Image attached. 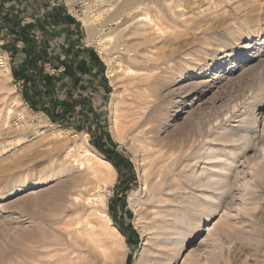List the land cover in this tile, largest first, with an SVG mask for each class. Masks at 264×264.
I'll return each instance as SVG.
<instances>
[{"label":"rangeland","instance_id":"obj_1","mask_svg":"<svg viewBox=\"0 0 264 264\" xmlns=\"http://www.w3.org/2000/svg\"><path fill=\"white\" fill-rule=\"evenodd\" d=\"M120 1L55 0L56 8H62L66 17L80 25L83 45L80 48L93 52L98 61L96 68L91 58L81 56L79 50L80 55L73 54L71 60L50 56L51 44L58 42L42 41L37 22L44 13L29 11L17 1L9 6V12H2L7 9L2 6L0 71L4 69L3 61L11 76L7 79L0 76V264H50L52 247L41 243L61 238L64 225L67 226L65 229L74 231L85 221L90 222L93 232L90 237L83 235L88 241L84 248V262L116 264L119 257L112 250L111 240L100 231L103 219L99 212L102 210L110 218L111 227L120 234L117 223L125 228V234H121L124 264H135L141 244L155 233L152 226L163 224L165 215L179 214L181 208L191 219L201 221V225L176 264H184L189 253L197 255V252L191 253L196 247L210 250L219 220L222 223L226 220L221 219L223 212L217 211L207 216L206 221L201 220L198 214L188 209V205L185 208L179 204L177 198L181 191L177 188L181 186L180 171L192 158L201 157L197 160V172L208 171L204 157L211 149L216 157H228L236 167L228 177L235 190H232V209L228 210L226 218L235 223L236 230L239 226H242L240 230L252 228V216L259 224H264V0H143L139 11L132 9L134 12L111 21V14ZM108 4L112 6L107 7ZM132 13L133 17L137 15L136 19L147 16L145 22L142 20L147 23V30L139 32L137 37L115 39L116 48L107 45L100 34L89 37L84 25V18H89L97 30L107 34L118 24L121 28H129ZM15 17L20 24L15 22ZM3 19L13 25L14 32ZM19 31L32 36L38 43L36 51L29 56H38L43 75L60 76L61 81L53 85L52 92L39 87L37 92L32 89L30 83L33 81L29 78L36 74V79L38 70L25 63L30 46L24 48L25 42L17 38ZM54 35L59 37L60 33ZM100 43L109 47L107 53H101ZM125 46L131 47L129 53L124 52ZM15 50L17 56L10 54ZM68 63H73L72 69L77 72L73 74L74 79H69L68 75L64 78L67 81L63 82V72L58 69ZM16 64L25 67L23 78H15ZM79 65H84L81 73H78ZM73 103L72 112L57 123L47 114L48 111L61 114L62 109ZM127 109L134 115L129 117L133 121L145 114L144 128L151 126L154 137H151L153 134L137 137L128 132L130 124L121 117ZM231 134L237 141L228 143L234 140ZM239 134L244 137L241 141L237 139ZM152 138L156 141L152 142ZM95 142L122 159L118 170L112 166L115 171L113 183L106 187L100 186L102 183L96 182L88 172L76 170L73 166L74 162H77L75 165H85V149L104 158L95 148ZM188 142L201 145L195 152L186 147L185 159L177 158L178 146ZM70 150L73 152L69 155ZM173 161H177L176 166L173 165L175 175L165 174V177L169 182L168 189L174 194L162 193L154 199L162 205L175 202L177 208L165 209L164 216L155 215V212L159 214V203L154 202L153 206L146 202V207L136 204L137 199L144 202L147 197L144 184L156 176L155 173L149 175L151 169L156 173L168 171L167 166ZM213 165L219 166L218 163ZM148 175L150 178L146 179ZM72 178L89 180V188L93 190L100 186L96 191L106 207L94 206L95 211L91 204L83 208L64 201L57 203L52 191L66 186ZM38 190L43 191L28 195L29 191ZM200 192L204 193L202 190L198 194ZM213 196L217 203L219 198ZM253 197L256 200L250 204L249 199ZM53 202L56 205L52 208L50 204ZM153 217L157 218L155 222ZM242 220L250 225L247 222L240 225ZM233 250L246 264H264V230L245 248Z\"/></svg>","mask_w":264,"mask_h":264},{"label":"bare ground","instance_id":"obj_2","mask_svg":"<svg viewBox=\"0 0 264 264\" xmlns=\"http://www.w3.org/2000/svg\"><path fill=\"white\" fill-rule=\"evenodd\" d=\"M99 2H106V0H99ZM142 3H143V0H121L117 4L114 14H111L110 20L111 21L118 20L120 17H123L124 14L127 15L128 13H130L132 11V9L134 11L135 10L137 11L139 9L140 5H142ZM111 6L112 5L108 4L107 7H111ZM110 11H111V9L109 10V12ZM134 11H132V12H134ZM129 16H130L129 19L131 20L129 28H127V27L121 28L122 26L121 25L119 26V24H118V26H116V28H114L112 31L108 32L107 34L101 33L100 29L97 30V28L91 23L89 18H87V19L84 18V25L88 29V32L90 35L89 37L93 38V37H96L97 35L100 34L101 39H104V41H106L107 45H110L111 47L114 48L116 46V45H114L115 39H117L119 37L124 38V36L126 39H129V37H137L139 32H141L143 30H147V23H144L145 19H147L146 18L147 16L144 18L141 17L142 19L141 18L136 19L137 15L133 17V13H132V15H129ZM99 45H100L101 53H107L108 52L109 47H104L103 44H101V43ZM124 49H125V51H124L125 53H129L131 47L125 46ZM1 65L4 67L3 72L0 71L1 78L2 79L3 78H5V79L10 78V76H11L10 71H9L10 69L4 64L3 61H1ZM127 69H128V67H127ZM113 76H114V73H112L111 77H113ZM169 94H170V92H169ZM130 112H128V109H127V111H123V113L121 112L122 113L121 117H123V121L125 120L127 124H130L129 131L126 128L127 131L131 132V134L135 133L134 135H137V137L138 136L146 137L148 134H153L151 137H154L155 132L151 126L148 129L144 128L146 125V121H147L145 114L140 119L133 121V120H130V118H129V117L134 116ZM127 119H129V121H127ZM133 119H135V117ZM127 124H125V126ZM234 134H236V132ZM134 135H133V137H134ZM240 135L241 134H239V136H237L238 138L236 136L235 137L241 141L244 139V137H243V135H242V137ZM230 137H229V140H230ZM233 138H234V136H233ZM152 139H151L152 142L156 141V140L154 141V138H152ZM226 141H228V140H226ZM235 141H237V140H235V138H234V140L231 139L230 141H228V143L235 142ZM152 142H151V144H152ZM223 142H224V140H223ZM199 145H201V144H199ZM199 145H196L195 142H188V143L180 144L178 146V150L175 151V152L179 153L177 158H182V159L184 158L185 159V157H186L185 154L187 152L184 149L186 147H187V149L193 148L192 150H193V152H195L196 150H198ZM149 146H150V144H149ZM202 146H204V145L202 144ZM211 150H209L206 153V156L204 157V159H205L204 163L208 167L207 168L209 171V172L207 171L208 173L207 172L204 173L202 171L197 172V170H196V167L199 165V162H197V160H199L201 158L200 156H198L197 158H192L190 160V163L188 162L189 163L188 165H186V166L183 165V167L185 166V168H182L183 169L182 172L179 170L180 171L179 177L181 180V186L177 189H179V191H181V194H180V196H179V194L177 195V196H179L177 199L179 201V204L183 205L185 208H186L185 205H188V209H190L194 214H198V216L201 217L202 218L201 220H203V221H206L207 216H210V214H215L217 211L223 212L221 219L225 218L226 220L223 223L219 220L220 223H218V225H217V227H218L217 230L215 229L216 231L213 232L214 234L212 233L213 236L216 235V236H214L216 238H215V240H213V244H214L213 247L210 250H206L205 246H204L205 250L204 249L199 250V249H196L197 248L196 247L195 249L191 250V253L197 252V255H192L190 253L187 254V260L184 262V264H244V263L246 264L245 260L240 261L237 258L236 252L233 250V248H236V249L245 248L249 244V241L254 240V238L256 236H259L260 234H262V232L264 230V224H259L260 222L256 221L257 219L254 216L250 215L253 217V220H251V225L248 223V221H244V220H242L239 223H240V225L248 223V225H250V227H252V228H250L252 230L248 231V230H250L249 228H248V230L247 229L246 230H240L241 229L240 227H242V226H239V225H238L239 230H236L237 228L235 229V226H234L235 223L231 219L226 218L227 214H228V210L232 207V204H233L232 202L234 200L232 190H235V185L229 184V182H228L229 178L228 177L230 175V172L233 171V169L236 167L233 166L234 164L232 165V163L229 161L228 157L220 159L221 157L220 158L216 157L217 154L215 155L214 151H211ZM71 151L72 150L69 151V155H70ZM83 152H85L84 155L86 157V161L83 159L85 161V165H83L82 163H80V165L79 164L75 165V163H77V162H74L73 166H76L75 169L81 170L83 172L84 171L88 172L90 174L91 178H93L96 182L98 181L99 183H102L100 185L102 187L103 186L106 187V185H108V183H110V182L113 183L112 178L114 177L115 171H114V168L112 167V165L108 161H106L104 158H102L101 156H98L96 154H92L91 152H89L86 149ZM174 153L172 154L173 156H174ZM175 155H177V154H175ZM230 155H232V154H230ZM171 159H172V157H171ZM215 159L217 161H214ZM175 160L178 161L179 159H175ZM168 161H170V160H168ZM177 161H173L174 163L167 166L168 171H161L159 173H156V171L154 169H151V172L149 173V175L151 173H152V175L155 173L156 176L151 180V182L144 184L146 186V190L145 189L144 190H145V192H147L146 193L147 197H145L146 195H144V197L146 198L144 200V202L139 200V198L137 199L136 197H134L137 199L136 204L141 203L142 205L146 206V202H147V204L152 203V205H153L154 202L155 203L160 202V201L156 202V199H154V198L157 197V199H158L160 197V195H162V193H164L165 195L174 194L173 190H171L170 188L168 189V187H167L169 182H167L165 174H167V175L173 174V176L175 175L174 174L175 172L173 173V165H175L176 164L175 162H177ZM181 162H182V160H181ZM214 163H218L219 166L217 167V166L213 165ZM240 163H241V161H240ZM179 164L181 165V163H179ZM73 166H71V167H73ZM155 166H157V164ZM202 168H204V167H202ZM174 169L176 170V168H174ZM157 171H158V169H157ZM204 171H206V170L204 169ZM78 175H80V174H78ZM146 175H144V176H146ZM149 175H148V177H146V179L150 178ZM83 179L84 178H72L70 181H68L66 186H60V187H57L56 189L54 188L55 190H53L52 192L54 194L53 197H55L56 202L58 203V202L64 201V202H67L69 204H72L73 206L74 205L75 206H82L83 208H85L84 206H86L87 204H91V205H93L92 209H94L95 211H97V210L94 206H97V205L98 206L100 205L102 208H105L106 203H105L104 199L102 197H100L97 194L98 191H96V190H99L101 187L97 185V189L93 190V188H89V186L91 185V182L87 179H85V180H83ZM170 183L173 184L174 182H170ZM93 186H94V184H93ZM202 190L206 194L201 193V192L198 194V192L202 191ZM41 191H43V190H38L37 192L29 191L28 195H34V194H37ZM215 193H217V194H215ZM213 195H217V197L219 198L217 203L214 202V200H216V199H215V196H213ZM16 200H18V199H16ZM255 200L256 199L254 197L250 198L249 199L250 204H251V202H253ZM11 202L13 203V201H11ZM56 202L51 203L50 207H52V208L55 207ZM249 202H248V204H249ZM173 203L176 205L175 202H169L168 204L163 203V205H162V203H159L161 206L157 204V206H160V208L157 207V208H159L160 211H159V214H158V212H155V213H157L155 215H161V216L163 215L164 216L165 215L164 212L167 211L165 209L171 210V208H173V207L176 209L177 206H175ZM153 206H155V205H153ZM136 208H138V206ZM146 209H148V208H146ZM148 210H146V211H148ZM151 210H153V207ZM161 210L162 211L164 210V211L162 212ZM157 211H158V209H157ZM160 212H162V213L160 214ZM99 213H100V218L103 219V224H101L102 226H101L100 231L104 232L106 235L109 236V238H110L109 240H111L110 244H111L112 250L114 251V254L119 257L118 258L119 261L116 264H124V260L122 259L123 252H124L123 251L124 246H123V242H122L123 237L116 230V228H114L113 226L112 227L110 226L111 220L108 217V215L106 214V212L102 210ZM186 213L187 212L185 211V209L181 208V211L179 214L175 213V214L165 215V217L163 219L164 221H162L163 224L161 223V225L156 226V224L154 223L155 226H152L153 224L150 225L155 229V231L153 229V233L154 232L155 233L152 235L153 236L152 238L149 236V238L144 240V242L141 244V247H140V250L138 253V258H137L135 264H176L178 257L183 253L186 245L190 242L192 236H194L195 234L198 233V231L200 230V225H201V221H199L195 218H194V220L191 219L190 217H188L186 215ZM149 217H151V216H149ZM167 218H168V221H166ZM57 220H60V219H57ZM152 220L155 222L157 220V218L153 217ZM143 221H145V220H143ZM57 222H59V221H56V223ZM146 223L149 224V222H146ZM69 224H72V223H69ZM89 226H90V222L85 221L84 223H82V226L75 228L74 231H71L69 229H65L67 226L64 225L63 228L64 227L65 228L63 229L64 232L62 231L63 234L60 236L61 238L52 240L50 242H42L41 243L42 245H46L47 247H52V250L50 249L51 251L48 248V250L51 253L49 257L52 260L50 264H88L87 262H84L85 261L84 256L86 255V251L84 250V248L86 249L85 244L88 241L86 242V240L83 239V235H86L89 237L91 236V233L93 231H92V228ZM142 227H143V225H142ZM145 229H146V226H145ZM150 230H152V229L150 228ZM146 233H149V232L146 231ZM86 239H88V238H86ZM232 253H234V254H232ZM44 264H47V263H44Z\"/></svg>","mask_w":264,"mask_h":264},{"label":"crops","instance_id":"obj_3","mask_svg":"<svg viewBox=\"0 0 264 264\" xmlns=\"http://www.w3.org/2000/svg\"><path fill=\"white\" fill-rule=\"evenodd\" d=\"M0 1L2 3V6L4 5L7 7V9H3L2 12H5L6 10H8L9 12V6L17 1L20 4H23L24 7L27 6L29 8V11L35 10L38 13H44L46 18L43 17L44 15H40L39 21L37 22V24H40L41 26H38L37 30L38 32L41 31L42 41L47 42L49 39V43L51 44V39L52 41L58 42L55 45L54 43L51 44V48L49 49L50 56H53L55 59L59 57L60 60L67 57L71 60L73 59V54L74 56L80 55L78 53L79 50L81 51V56L85 58H88L89 56V58H91L93 66L96 68V66L98 65V61L93 56V52L80 48L81 46H83L80 39V25H78L76 21L70 19L69 17H66V14L64 13V10L62 8H56L55 0H23V2L22 0ZM58 32L60 33V35L59 37H56L54 34H57ZM67 48H69L70 51ZM17 66L18 64H16V67ZM92 71H94V69Z\"/></svg>","mask_w":264,"mask_h":264},{"label":"trees","instance_id":"obj_4","mask_svg":"<svg viewBox=\"0 0 264 264\" xmlns=\"http://www.w3.org/2000/svg\"><path fill=\"white\" fill-rule=\"evenodd\" d=\"M1 10H2V3L0 2V13H1ZM17 18L18 17H15V18H13L14 20H15V22L16 23H19L20 24V22L17 20ZM4 20V19H3ZM8 20V19H7ZM5 21V20H4ZM6 22V21H5ZM16 23H13V24H16ZM6 25H8L13 31L12 32H14V27H13V25H11V24H8L7 22H6ZM32 31V30H31ZM18 34H19V36L17 37V38H21V41L22 42H25L24 44H25V46H24V48H27L28 46H30V48H27V51H26V55H25V60L27 59V60H29V61H25V63H26V65H27V67L31 64L34 68H36L37 70H38V75H37V78L35 79L34 78V75H36V74H34L32 77H30L29 78V80H31V81H33L32 83H30V85H31V87H32V89H34L35 90V92H37L38 90H37V88L39 87L40 89H42L43 91H49V92H52L53 91V89H52V87H53V85L54 84H56V83H58V82H60L61 81V78H60V76L59 77H57V78H54V77H51V76H49V75H43V72H42V70H41V65H40V63H39V59H38V56L36 55V57H32L31 58V56H29V54L30 53H32V52H35L36 51V48H38V43L36 42V41H34V38L32 37V36H30V35H26L25 33H23V32H18ZM30 51V52H29ZM17 51L15 50V51H11L10 52V54H12V55H14L15 54V56H17ZM69 65H64V66H62V68H63V79H62V81L63 82H66L67 80L66 79H64L66 76H70V78L69 79H74V73L75 72H77V71H75V70H73L72 68V64L73 63H68ZM79 67V71H78V73L80 72L81 73V70H84V65H79L78 66ZM16 68H19L18 70L16 69ZM15 69H14V76H15V78L16 79H18V78H23V72H24V70H25V67L22 65L21 67H20V65L19 66H17ZM60 68V67H59ZM33 70V69H32ZM88 70V69H87ZM20 76V77H19ZM33 79H35V80H33ZM77 79V77L75 76V80ZM67 84V83H66ZM35 102V101H34ZM57 101H55V103H56ZM57 104V103H56ZM61 105H63V106H66V104L64 105V103H61ZM75 106V103H73L72 105H70V107H65V109H62V113L61 114H58V113H56V115L53 113V111H46L47 112V114L51 117V120L53 121V122H55V123H57V122H59V121H61L62 120V118H64L65 117V114H70L71 112H72V109H73V107ZM56 116V117H55ZM94 146H95V148H97V150L99 151V153L101 154V155H103V157H104V159H106L107 161H109L111 164H112V166L115 168V169H117L118 170V168H119V164H121V161H122V159H120V157L116 154V153H114V152H111V151H106L104 148H103V146L102 145H100L99 143H96L95 142V144H94ZM113 220L116 222V219L114 218V215H113ZM117 228H118V230L121 232V234H125V228H123L120 224H118L117 223Z\"/></svg>","mask_w":264,"mask_h":264},{"label":"built area","instance_id":"obj_5","mask_svg":"<svg viewBox=\"0 0 264 264\" xmlns=\"http://www.w3.org/2000/svg\"><path fill=\"white\" fill-rule=\"evenodd\" d=\"M61 71H63V68H59L58 69V72H61ZM20 83H17V85H19Z\"/></svg>","mask_w":264,"mask_h":264}]
</instances>
